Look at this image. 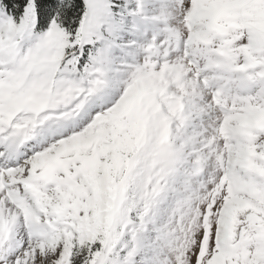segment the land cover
<instances>
[{
  "label": "snow or ice",
  "instance_id": "6c2138e0",
  "mask_svg": "<svg viewBox=\"0 0 264 264\" xmlns=\"http://www.w3.org/2000/svg\"><path fill=\"white\" fill-rule=\"evenodd\" d=\"M0 264H264V0H0Z\"/></svg>",
  "mask_w": 264,
  "mask_h": 264
}]
</instances>
